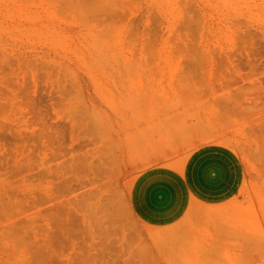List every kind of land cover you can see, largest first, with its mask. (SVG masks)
I'll return each mask as SVG.
<instances>
[{"label": "rangeland", "instance_id": "374dc122", "mask_svg": "<svg viewBox=\"0 0 264 264\" xmlns=\"http://www.w3.org/2000/svg\"><path fill=\"white\" fill-rule=\"evenodd\" d=\"M211 146L236 195L143 222ZM0 264H264V0H0Z\"/></svg>", "mask_w": 264, "mask_h": 264}, {"label": "crops", "instance_id": "0c3cea01", "mask_svg": "<svg viewBox=\"0 0 264 264\" xmlns=\"http://www.w3.org/2000/svg\"><path fill=\"white\" fill-rule=\"evenodd\" d=\"M242 182V164L222 147L195 150L177 170L156 166L140 173L131 189V204L145 223L166 226L177 222L194 203L216 205L231 199Z\"/></svg>", "mask_w": 264, "mask_h": 264}, {"label": "bare ground", "instance_id": "6f19581e", "mask_svg": "<svg viewBox=\"0 0 264 264\" xmlns=\"http://www.w3.org/2000/svg\"><path fill=\"white\" fill-rule=\"evenodd\" d=\"M158 237V236H157Z\"/></svg>", "mask_w": 264, "mask_h": 264}]
</instances>
